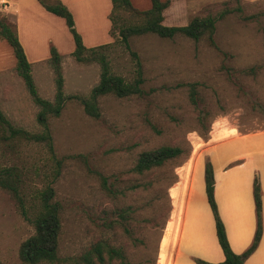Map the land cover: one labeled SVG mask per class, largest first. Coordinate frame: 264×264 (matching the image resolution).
<instances>
[{"label": "rangeland", "instance_id": "1", "mask_svg": "<svg viewBox=\"0 0 264 264\" xmlns=\"http://www.w3.org/2000/svg\"><path fill=\"white\" fill-rule=\"evenodd\" d=\"M164 13L165 25L176 27L194 17L216 18L215 46L207 38L163 39L149 33L130 36L127 49L119 30L142 25L145 18L117 9L111 40L102 44L109 46L97 51L106 57L111 73L127 82H133L140 69L141 93L99 97V116L92 117L81 101L98 84L100 65L64 55L67 99L59 116L48 117L55 158L45 144L20 141L10 148L0 142V168L22 173L30 204L37 203V190L54 188L62 229L58 258L51 264H83L78 257L97 242L120 249L126 264H162L169 190L183 167L190 172L210 133L264 130V0H171ZM0 17L14 24L6 14L0 12ZM48 65L43 70L33 65L31 74L38 95L53 102L55 76ZM251 68L254 71L248 72ZM0 110L15 128L42 131L37 122L40 108L16 68L0 82ZM161 146L180 147L183 154L163 168L135 174L138 155ZM32 234L11 196L0 189V264H23L18 249Z\"/></svg>", "mask_w": 264, "mask_h": 264}, {"label": "crops", "instance_id": "2", "mask_svg": "<svg viewBox=\"0 0 264 264\" xmlns=\"http://www.w3.org/2000/svg\"><path fill=\"white\" fill-rule=\"evenodd\" d=\"M58 1L72 13L75 28L86 48L111 40V0ZM130 2L139 11L151 7L150 0ZM0 12L14 19L30 69L35 64L37 69H49L51 47L59 53L61 64L64 55H72L75 45L65 21L43 9L39 0H0ZM13 68H16L13 51L0 39V82ZM202 146L201 158L193 160L190 172L184 166L178 181L169 190L170 209L160 244L162 264H198L197 261L220 264L224 261L205 192L206 157L213 168L218 215L235 254L243 253L254 238L257 221L253 180L258 177L262 234L257 248L244 264H264V130L221 129L210 133Z\"/></svg>", "mask_w": 264, "mask_h": 264}, {"label": "trees", "instance_id": "3", "mask_svg": "<svg viewBox=\"0 0 264 264\" xmlns=\"http://www.w3.org/2000/svg\"><path fill=\"white\" fill-rule=\"evenodd\" d=\"M171 0H150L151 7L147 11H136L130 0H111L112 9L109 16L112 29L114 20L112 14L117 9L132 10L142 14L145 18L142 25L131 26L119 30V37L127 49H129L128 38L134 35L154 34L163 39H172L176 35H182L194 41L207 38L212 46H215L213 36L217 19L211 16L194 17L185 26L163 25V11L169 6ZM40 5L47 12L52 13L65 21V24L72 35L75 49L72 57L78 63L97 62L100 65V78L96 86L92 88L89 96L81 102L85 112L98 117L97 100L99 97L113 95L117 98H128L141 93L140 86L143 83L141 70L137 71V76L133 82H127L123 77L114 75L110 71L106 57L97 50L107 48L109 44L100 45L93 48H86L81 35L75 28L74 18L69 9L58 0H39ZM225 13L221 14V18ZM0 39L5 40L13 51L16 60V71L23 80L24 85L33 101L40 108L37 113V122L41 126L40 133H29L25 130L15 128L6 119L0 110V142L6 143L13 148L20 141L34 144H45L49 149L52 159L55 158L52 137L48 126L50 115L59 116L63 109L67 97L63 93V76L61 68V57L54 47L50 48V63L55 76V96L50 102L42 99L33 80L30 64L21 46L15 24L8 22L5 17H0ZM253 72L254 68L248 69ZM195 89H191V100L195 101ZM183 154L180 147L161 146L152 150L144 151L138 155L133 172L137 175L152 172L163 168L167 163L178 159ZM57 165L60 161L57 160ZM58 170H54L57 174ZM205 192L211 212L215 221L216 235L218 243L224 255V261L220 264H244L245 260L255 251L262 234L261 215V188L258 177L253 180V198L256 212V231L251 245L241 254H235L228 243L224 225L218 215L217 206L214 199V176L211 162L205 160L204 170ZM0 189L6 191L13 199L20 215L33 228V234L24 240L18 249L19 260L23 264H51L58 258L59 237L62 229L61 205L55 200V191L51 185L37 190L35 198L37 203H29L24 192V181L22 173L13 170L11 167L0 168ZM35 208L33 211L32 209ZM120 260V264H126L124 255L120 249H116L101 242L94 243L84 254L78 257L83 264H105L113 260ZM198 264H208L197 261Z\"/></svg>", "mask_w": 264, "mask_h": 264}, {"label": "built area", "instance_id": "4", "mask_svg": "<svg viewBox=\"0 0 264 264\" xmlns=\"http://www.w3.org/2000/svg\"><path fill=\"white\" fill-rule=\"evenodd\" d=\"M2 8H3L4 10H6V6H5V5H2Z\"/></svg>", "mask_w": 264, "mask_h": 264}]
</instances>
